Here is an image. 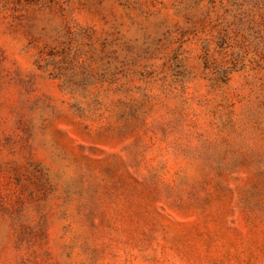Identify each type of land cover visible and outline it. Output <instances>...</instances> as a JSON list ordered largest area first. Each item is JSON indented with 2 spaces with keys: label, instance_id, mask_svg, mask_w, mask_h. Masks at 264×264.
Returning a JSON list of instances; mask_svg holds the SVG:
<instances>
[{
  "label": "rangeland",
  "instance_id": "rangeland-1",
  "mask_svg": "<svg viewBox=\"0 0 264 264\" xmlns=\"http://www.w3.org/2000/svg\"><path fill=\"white\" fill-rule=\"evenodd\" d=\"M0 264H264V0H0Z\"/></svg>",
  "mask_w": 264,
  "mask_h": 264
}]
</instances>
